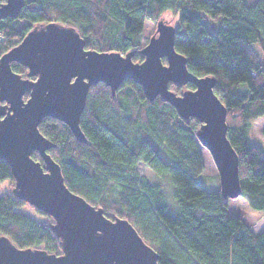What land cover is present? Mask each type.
<instances>
[{
    "label": "trees",
    "instance_id": "16d2710c",
    "mask_svg": "<svg viewBox=\"0 0 264 264\" xmlns=\"http://www.w3.org/2000/svg\"><path fill=\"white\" fill-rule=\"evenodd\" d=\"M205 15L221 18L218 34L210 32ZM160 20L176 27L175 50L186 58L188 71L215 79L239 158L240 197L264 212V147L250 140L252 125L264 119V0H25L18 18L0 19V58L34 27L59 23L75 28L88 50L131 53L141 63L145 23ZM12 69L27 76L18 63ZM169 88L178 95L195 90L192 83ZM200 126L125 80L115 95L104 83L90 88L80 120L86 143L51 117L39 130L54 144L48 154L68 189L108 218L128 220L159 254V264H264V229L233 216L220 186L208 190L198 181L205 170L196 136ZM32 157L44 165L38 152ZM140 163L160 181L142 176ZM5 180L15 184L10 166L0 160V181ZM12 189L0 196V235L19 249L61 252L52 218L40 221L19 212L26 203Z\"/></svg>",
    "mask_w": 264,
    "mask_h": 264
},
{
    "label": "water",
    "instance_id": "95a60500",
    "mask_svg": "<svg viewBox=\"0 0 264 264\" xmlns=\"http://www.w3.org/2000/svg\"><path fill=\"white\" fill-rule=\"evenodd\" d=\"M24 3L0 0V19L18 18ZM175 38L176 27L160 20L142 50L144 60L135 63L131 53L88 50L75 28L49 23L34 27L1 56L0 160L11 168L13 195L53 219L51 228L62 250L19 249L0 235V264H159V254L128 220L108 218L102 208L68 189L61 167L48 154L54 144L39 130L51 117L86 143L81 115L90 88L99 83L115 95L125 80H132L150 101L160 96L182 118L199 120L196 136L214 160L223 197L242 195L239 158L227 136V109L214 93L215 79L188 71L186 58L175 50ZM12 63L26 67L27 76L14 72ZM170 83H192L195 90L178 95ZM34 152L44 165L32 157Z\"/></svg>",
    "mask_w": 264,
    "mask_h": 264
},
{
    "label": "rangeland",
    "instance_id": "374dc122",
    "mask_svg": "<svg viewBox=\"0 0 264 264\" xmlns=\"http://www.w3.org/2000/svg\"><path fill=\"white\" fill-rule=\"evenodd\" d=\"M204 17H205V23L208 26L210 32L213 34H218L219 29L222 27L221 18L219 17L217 19H212L206 15ZM168 18H171L174 24L176 23V19L174 18L173 14H169ZM156 26H157V22L146 21L145 30L142 36L143 45L146 46L150 38L155 35ZM254 49L256 50L255 51L256 53L258 54L260 53L258 47ZM263 129H264V119L260 118L252 125L250 131V140L253 143L260 145L262 147H264ZM200 152L205 165V170L203 174L198 178V181L206 189L215 190L220 186V178H219L218 170L216 168V165L214 163V160L210 152L203 146L200 147ZM137 169L142 176L146 177L151 182L160 181V179L155 175V173L143 163L138 164ZM164 183L167 184V181L164 180ZM14 185L15 184L12 180L0 181V196L5 194L6 192L11 191ZM228 204H229V210L233 216L243 217L247 222H250L252 224V228H254L257 231L264 229V212H260L258 210L251 208L246 198L238 197L236 199H229ZM17 210L19 212L30 215L40 221H47L48 219L51 218L48 217L47 215L38 213L33 207H31L27 203L22 205L21 207H18Z\"/></svg>",
    "mask_w": 264,
    "mask_h": 264
},
{
    "label": "crops",
    "instance_id": "0c3cea01",
    "mask_svg": "<svg viewBox=\"0 0 264 264\" xmlns=\"http://www.w3.org/2000/svg\"><path fill=\"white\" fill-rule=\"evenodd\" d=\"M254 229V228H253Z\"/></svg>",
    "mask_w": 264,
    "mask_h": 264
}]
</instances>
